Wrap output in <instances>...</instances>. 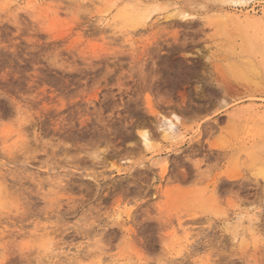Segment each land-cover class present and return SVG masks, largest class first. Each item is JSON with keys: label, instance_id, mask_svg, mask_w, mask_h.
<instances>
[{"label": "rangeland", "instance_id": "374dc122", "mask_svg": "<svg viewBox=\"0 0 264 264\" xmlns=\"http://www.w3.org/2000/svg\"><path fill=\"white\" fill-rule=\"evenodd\" d=\"M0 187V264H264V0H0Z\"/></svg>", "mask_w": 264, "mask_h": 264}, {"label": "bare ground", "instance_id": "6f19581e", "mask_svg": "<svg viewBox=\"0 0 264 264\" xmlns=\"http://www.w3.org/2000/svg\"><path fill=\"white\" fill-rule=\"evenodd\" d=\"M153 1H154V0H153ZM144 2H146V1H144ZM147 2H148V1H147ZM185 179H186V178H185ZM0 189L3 190V188H1V187H0ZM5 191H6V190H5ZM0 193H1V192H0ZM2 193H4V192H2ZM2 193H1V195L3 196L4 194H2ZM4 196H5V195H4ZM0 198H1V197H0ZM3 200H4V199H3ZM2 202H3V201H2ZM2 202H1V203H2ZM2 204H3V203H2Z\"/></svg>", "mask_w": 264, "mask_h": 264}]
</instances>
